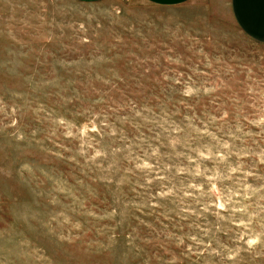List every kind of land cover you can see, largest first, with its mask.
Segmentation results:
<instances>
[{"label":"rangeland","instance_id":"1","mask_svg":"<svg viewBox=\"0 0 264 264\" xmlns=\"http://www.w3.org/2000/svg\"><path fill=\"white\" fill-rule=\"evenodd\" d=\"M0 264H264V41L231 0H0Z\"/></svg>","mask_w":264,"mask_h":264},{"label":"crops","instance_id":"2","mask_svg":"<svg viewBox=\"0 0 264 264\" xmlns=\"http://www.w3.org/2000/svg\"><path fill=\"white\" fill-rule=\"evenodd\" d=\"M80 3H100L108 0H72ZM161 7H175L196 0H145ZM231 9L237 24L247 34L264 41V0H231Z\"/></svg>","mask_w":264,"mask_h":264}]
</instances>
